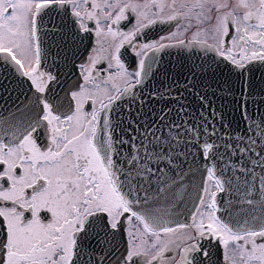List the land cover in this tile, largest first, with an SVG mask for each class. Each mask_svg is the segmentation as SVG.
<instances>
[{"label": "snow or ice", "instance_id": "snow-or-ice-1", "mask_svg": "<svg viewBox=\"0 0 264 264\" xmlns=\"http://www.w3.org/2000/svg\"><path fill=\"white\" fill-rule=\"evenodd\" d=\"M171 49L203 63L153 115L142 93ZM221 64L243 87L227 140L205 82ZM0 68L24 97L0 109V264H264V114L245 99L264 0H0Z\"/></svg>", "mask_w": 264, "mask_h": 264}, {"label": "water", "instance_id": "water-1", "mask_svg": "<svg viewBox=\"0 0 264 264\" xmlns=\"http://www.w3.org/2000/svg\"><path fill=\"white\" fill-rule=\"evenodd\" d=\"M88 49V42L85 39L79 48L81 59H85ZM201 55L202 54L195 52H181L178 49H171L168 52L162 53L159 74L155 79L147 83L142 93L144 103L143 111H151V109L154 108L156 109V113L153 115L158 114L160 109L164 107V101L160 100L158 92L163 91L169 84H173L174 81H179L175 87H180L187 77L188 69L203 63ZM0 75L4 76V80L0 81V83H3L7 89V91H5L3 88H0V96L4 97L3 100H0V109H9L13 106L14 102L19 103L24 97L20 94L19 89L16 88L17 81L12 79L11 75L4 73L2 68H0ZM205 82L212 85L207 91L209 93H216L210 96V100L212 107L217 112L223 114V120H216V124L217 127H220L221 124L226 125L221 128L225 139L227 140L230 136L243 135L245 131V122L241 118L238 104L240 93L243 90L242 82L238 80L235 74L230 73L229 66L224 64L220 65V70L215 71V75L209 73L205 78ZM229 89H231V91H229ZM150 95L153 97L151 100L149 99ZM172 95H175V90H173ZM17 97H19V100ZM189 99L192 100V98ZM245 99L249 101V112L253 110L252 102H255V106L259 108V112L257 113V119H259V116L264 114V103H261V101H264V75H262L261 72H256L251 78V95L246 96ZM140 103L141 101L137 100L131 105L133 115L136 114L137 106ZM193 106H195V104ZM127 111L128 109L125 107L122 113L125 120L128 119ZM205 112H207V109H205ZM197 123H199V121H197ZM228 125H230V127ZM221 151H223V149H221ZM189 159H191V157H189ZM201 162V159L198 158L197 163L199 164ZM257 171H259V169H257ZM221 195L223 196V194ZM194 197L195 191H192L186 205L180 207L181 212H184L185 207H194ZM185 215H187V213H185ZM179 218L183 220L185 217L181 216Z\"/></svg>", "mask_w": 264, "mask_h": 264}, {"label": "flooded vegetation", "instance_id": "flooded-vegetation-1", "mask_svg": "<svg viewBox=\"0 0 264 264\" xmlns=\"http://www.w3.org/2000/svg\"><path fill=\"white\" fill-rule=\"evenodd\" d=\"M126 22H122V27ZM170 26L164 25V26H156L154 29L148 30L146 33V36L148 37L149 40H157L161 36L168 35V29ZM88 42L89 49L87 51V54L85 56V59L87 55L90 53L92 46L94 45V39L88 38L86 39ZM211 264H223L222 256L219 253V251H214L212 257H211Z\"/></svg>", "mask_w": 264, "mask_h": 264}]
</instances>
